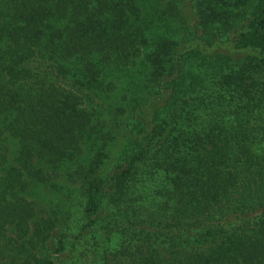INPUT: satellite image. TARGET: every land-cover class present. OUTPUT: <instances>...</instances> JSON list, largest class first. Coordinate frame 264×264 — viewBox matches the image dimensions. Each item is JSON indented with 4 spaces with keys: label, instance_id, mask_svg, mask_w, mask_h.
<instances>
[{
    "label": "trees",
    "instance_id": "trees-1",
    "mask_svg": "<svg viewBox=\"0 0 264 264\" xmlns=\"http://www.w3.org/2000/svg\"><path fill=\"white\" fill-rule=\"evenodd\" d=\"M0 264H264V0H0Z\"/></svg>",
    "mask_w": 264,
    "mask_h": 264
}]
</instances>
